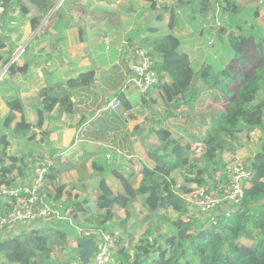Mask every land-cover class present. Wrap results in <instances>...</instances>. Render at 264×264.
<instances>
[{"label": "crops", "instance_id": "obj_1", "mask_svg": "<svg viewBox=\"0 0 264 264\" xmlns=\"http://www.w3.org/2000/svg\"><path fill=\"white\" fill-rule=\"evenodd\" d=\"M9 1L6 13L0 17V21L3 22V25L0 24V35L7 41L3 55L10 60L16 56V60L11 65L25 66L26 70L11 71L10 65L0 61V119L9 114L10 108L7 102L11 98H19L24 108L23 113L15 112L17 118L11 129L4 128L2 124L0 129L6 130L5 134H9L8 142H12L13 148L17 142L19 145H24L25 140H28L31 135H37V139L42 138V148L49 155L39 160V164L34 165L36 161L32 155L31 159L35 162L29 165L26 158L24 160L28 153L15 154V156L21 157V163L25 169L32 171L29 172L33 175L32 178L30 177L31 181L36 173L33 170L37 166L41 165L38 167L40 168L48 165V174L52 173V179H46L41 189L45 202L56 206L62 204L81 227H95L97 226L95 220L103 221L105 215V210L97 207L100 193L98 185L102 175L115 194L124 191L122 182L113 173L115 169L125 175L132 174V181L137 188L143 178L144 164L154 165L148 157V146L158 143L154 129H148L146 123L147 121L148 124L153 123L152 128L157 129L159 126H154L159 124L156 120L169 119L163 110L164 106L169 105L165 104L164 94L159 85L146 96L136 91L126 93L120 91L129 72L130 46H141L148 37L151 40L159 34L171 32L181 39V47L187 48L185 51L190 56L195 72L200 71L202 64L198 69L194 67L195 53L191 47L189 50L188 45L183 43L180 33L185 35V31L178 28L180 19L177 5L171 6L177 11L174 15L175 27L172 30L168 27L170 12L166 21L168 31L161 32L159 24L164 21L165 13L159 15L156 10L157 5L152 7L151 0H62L59 4V0H49L55 3L53 7L58 4L56 9L47 18L52 7L39 26L34 29L32 17L41 16L39 9L29 0ZM195 1L197 5L187 0L185 6L193 3L191 7L194 12L193 18H204L207 11L201 9L202 0ZM234 1L239 13L238 17L246 18V22L250 23V17L256 14V22L264 25V0ZM213 4V0H209L206 5L210 7ZM217 7L223 12L226 7L224 0L222 3L217 2ZM58 10L60 13L63 11V19L55 16ZM182 11L186 14L187 10ZM222 12L225 20L227 14L223 15ZM53 13L55 17L51 18ZM162 14L163 17L159 18ZM216 19H221V16L219 15ZM181 23L184 24L183 21ZM227 23L225 26L228 31L219 33L221 44H216V49H219L221 54L225 51L227 56L231 57L233 55L231 51L221 48L222 44H229L228 35L232 29ZM90 69L95 71L94 81L87 86L72 89L75 111L66 113L57 106L47 115L43 126L36 127L38 112L43 106L41 91L57 85L64 86L68 79ZM198 80L194 83L197 84L195 88L198 91L205 90L202 80L200 78ZM164 81L169 82L170 78L165 77ZM115 97H120L122 104L117 109H111L108 105ZM196 109L199 110V104L196 105ZM23 114L33 126L31 134L25 136L12 131L16 123L21 121ZM101 124L103 127H99ZM104 127H107L106 131ZM116 154H119V160L115 163ZM51 159L54 160L52 165H50ZM94 164L98 166V169H95ZM25 174L26 171L23 175L14 171L16 176L14 184L31 182L21 177ZM94 182L96 185L92 187ZM59 184L64 186L61 190L58 189ZM59 192L60 197L57 196ZM139 198L133 202L131 209H127L129 212L125 209L115 210L113 220L107 222V224L110 223V230L122 232L124 227L122 220L127 219L132 224L134 219L132 209L137 206ZM76 199L84 202L85 213L75 210L72 203ZM11 207L8 201L0 199V214ZM61 224L67 226L69 247L78 249V241L82 236L66 221H61ZM17 229L28 230L24 225L19 224L0 234V239L14 236L19 233ZM129 230L130 233L134 232ZM127 240L122 245L129 246L135 239L129 237ZM241 243L244 244L245 240H241ZM2 261L3 258L0 256V263ZM58 264L66 263L59 260Z\"/></svg>", "mask_w": 264, "mask_h": 264}, {"label": "trees", "instance_id": "obj_2", "mask_svg": "<svg viewBox=\"0 0 264 264\" xmlns=\"http://www.w3.org/2000/svg\"><path fill=\"white\" fill-rule=\"evenodd\" d=\"M29 1L41 12V16L32 17V26L35 29L55 3L49 0ZM151 1L152 7H155L157 1ZM224 1V10L228 12L227 18L230 20L228 26L232 29L228 35V43L235 52L238 65L247 61L253 66L249 75H242L230 66L217 69L212 64H205L199 72H195L189 54L181 51V39L171 32L159 34L151 40L148 37L141 43L143 48L150 49V53L158 57L157 68L162 79L158 87L163 91L165 104L169 105L167 117L173 118L179 111L182 113L185 110L189 115L197 110L196 105L202 100L205 101L208 96L212 103H216L214 105H218L223 96L226 107L217 110L211 107L208 111H198V124L206 127V130L202 133L203 137L195 136L190 142L177 138L169 127L155 129L153 132L158 143L150 144L147 149L148 157L154 165L144 164L143 178L137 188L132 181V174L125 175L115 169L113 173L122 182L124 189L122 193L115 194L102 175L98 185L100 193L97 207L105 210V215L98 228L110 230V223L107 222L113 220L115 210L131 209L138 197L143 198V205L150 212V216L154 212L163 220L164 223L159 224V227L167 228L165 235H158L152 241L149 239L152 229H149L145 233L146 238L141 239L135 247L133 260L129 248L120 245L121 238L115 255L116 260L120 258V264H264V97L259 96L264 86V25L256 22V14L250 17V23L246 22V18L238 17L234 0ZM208 2L209 0H202V10H207ZM9 3V0H3L6 8ZM168 8L171 12L168 27L172 30L176 25L174 15L177 11L171 6ZM54 15L55 13L51 18L64 17L63 11L60 13V10ZM162 17L163 14L159 16ZM6 46V38L0 35V61L8 64L10 58L3 55ZM9 70L24 72L26 67L10 65ZM165 77H169L170 81L165 82ZM198 77L202 80L205 90L198 91L194 87L195 78ZM94 78L95 71L90 69L68 79L64 86L44 88L41 91L43 106L39 109L36 127H42L47 115L57 106L66 113H73L75 102L72 100V89L87 86ZM7 104L10 111L2 119V125L11 129L17 118L15 112L23 113L24 105L19 98L9 99ZM32 127L23 114L21 121L16 123L12 131L25 136L31 133ZM257 128L263 131L261 148L251 160L253 178L245 188L242 203L228 216L221 217L217 226L201 227L191 219H184L189 213V207L182 195L193 190L190 184L205 185L213 174L223 169V154L236 152V146L229 139L235 140L238 133L244 130L251 133ZM182 130L188 133L186 127ZM8 138L6 134L0 137L3 146L0 153V183L14 184V171L23 175L26 169L23 164L19 165L21 157L7 154ZM198 139L202 140L206 147L204 164L199 163L201 159L193 157L192 142ZM8 159L11 161L9 164ZM94 166L98 169L96 164ZM180 168H185L188 176L185 177L184 184L178 186L175 173ZM46 179H52V173H49ZM63 187L61 185L58 189ZM57 196L60 197L61 193ZM72 204L76 211L85 213L84 202L76 199ZM170 211L176 214L172 216ZM122 222L125 226L127 219ZM68 235L67 229L42 226L29 233L25 231L17 236L0 239V256L3 257L0 264H56L51 254L57 248L68 247ZM242 239L249 240L252 244H242ZM77 248L81 255L82 248Z\"/></svg>", "mask_w": 264, "mask_h": 264}, {"label": "rangeland", "instance_id": "obj_3", "mask_svg": "<svg viewBox=\"0 0 264 264\" xmlns=\"http://www.w3.org/2000/svg\"><path fill=\"white\" fill-rule=\"evenodd\" d=\"M156 1H157L156 10L158 11L157 13H159V15L163 12L165 13L164 21L162 22V24H159L161 32H163V31L167 32L168 31V27L166 24V21L168 20V17L170 16V10L168 7H170L172 5H177L178 17L180 19L179 20L180 23L178 25L179 26L178 28L181 31H185V35H183L182 33H180V35L183 38V43L188 45L189 50L191 47L193 49L192 51L195 53V58H194L193 63H195L194 67H196V69H198L199 66H201V64H202V66L205 64H212L217 69H222V68H225L227 66L228 67L230 66L233 70H237L242 75H249L252 72L253 66L251 64H249V62L244 61L240 65H238L236 63L237 59L235 58V52L229 44L228 45L222 44L223 46H221V48H222V50L231 51L233 53V55L231 57H228L225 51L221 54L219 52V49H216V44H221V42L219 41V40H221V39H219V33L220 32L226 33L228 30L225 26L226 25L225 23L230 22V20H227V17H225V20H226V22H225L222 14H221L222 10L219 11L218 7H217V2L222 3L223 0H213V2H214L213 6H210L208 8L206 7L207 12H206V15L203 16L204 18L201 17V18H196V19L193 18L192 13H194V12L191 9L193 3H191L189 6H188V4L185 6V3H187V0H156ZM192 2H194L195 5H197L195 0ZM158 4H159V6H158ZM151 5H152V3H151ZM225 5H226V3H225ZM184 9L187 10L186 14L184 13V11H182ZM219 12H220V14H219ZM222 13H223V15H225V14L228 15V12H226L224 9H223ZM219 15L221 16V19H216L219 17ZM182 21L184 22V24L181 23ZM177 31H178V29H177ZM224 36H225V34H224ZM223 40L224 39L222 38V41ZM190 41H191V43H190ZM181 45H182V43H181ZM186 49H187L186 47H181V51L186 52L185 51ZM198 79H199V77H198ZM198 79H196L197 82L199 81ZM236 85H238V81H236ZM194 87H197V84H195ZM259 96H261L260 98L264 97V86L262 87ZM217 104L218 105H214L211 101V98H207L205 101L202 100L199 103V110H194V111H192L193 113L191 112V113H189V115L187 113H185V112H187L186 110L183 111L182 113H181V111H179L178 114H176V115L181 117V118L174 116L173 118H169V119L167 118L168 119L167 121H163V120L158 119V120H156V123H159V124L158 125L156 124L154 126L169 127L177 138H179V139L183 138L187 142L193 141L195 136L200 135L201 137H203L204 135L202 136V133L205 132L204 130H206V127H204L201 124H198L200 122V120L198 118V116L200 115V112H198V111H208V109L211 107H215L216 110L218 108L222 109L223 107H226L225 98L223 96H221V99ZM167 109H168V107L164 106L163 110L165 111L166 114H167V112H166ZM137 111H138V109H137ZM185 115L186 116L188 115V116L185 117ZM0 124H2L1 119H0ZM146 126L150 130L151 129L155 130V128H152L153 123L148 124V121H147ZM99 127H103V125L101 124ZM185 127L188 129L187 134L184 133L182 130V129H185ZM106 129H107V127H104V131H106ZM189 132H190V134H189ZM5 133H6V130L4 131L1 128L0 129V137H1V135L5 134ZM237 136H238V138L235 140L229 139V141H231V143L236 146V148H237L236 152L230 151L229 153L227 152V153L223 154L224 166H222L221 168H225V166L228 164L229 161H233L236 158L243 159L250 166L251 160L254 158L255 154L260 150L261 139L263 136L262 129L257 128L251 133H248L246 130H244V131L238 133ZM8 137H10V136H8ZM41 139L42 138L37 139V135H34V136L31 135L30 137H28V140L27 139L25 140L26 143L24 145H19L17 142V145L14 146V148L12 147V142H9V147L7 148V154L10 153L9 156H11V155L14 156L15 154L24 155L25 153H28V155H26V157H24V160L26 158L29 165L34 163L35 161L36 162L34 163V165L39 164L38 163L39 160H43L44 158H47V155H49L42 148L41 144L43 141ZM18 140L20 141L21 139H18ZM199 142H202V140L198 139V140H195L194 142H192V148L195 147L197 149V151L194 150L193 157L201 159L199 163L204 164L203 163V156H204L206 147L200 146ZM2 147L3 146L1 143V139H0V153L3 151ZM201 147H203V148L201 149ZM32 155H33L35 161L31 159ZM50 161L53 164L54 160L51 159ZM7 163L9 164V163H11V161L8 159ZM45 163H47V162H45ZM19 165H22V163H19ZM39 166H41V165H39ZM39 166H37L33 170L34 173ZM25 171L27 174V175L25 174L26 177H25V175L21 176V177H23L24 179H26L28 181H31V178H30L31 174H29V172L31 173L32 171H30L28 169H26ZM175 174H177L176 179H177L178 183L183 185L185 182V180H184L185 177L188 176V174L186 173V169L180 168L176 171ZM95 185H96V183L94 182L92 184V187ZM193 185L194 184H190V187L193 188ZM59 186H60V184L58 185V187ZM2 200H6L12 205V203L10 202L9 199L2 198ZM137 202H138L137 206H135L134 209H132L133 210V217H134L133 222H132V224H130L127 221L126 225L123 227V231H122L123 237H121L122 240H121V244H120V245H122V243H125L127 238L134 237L135 240L134 241L132 240L131 243L129 244V246L125 245V247L129 248L128 250H129V253L131 255L132 260L134 258V254H135V247L137 245H139L141 239L146 238L145 233L149 229H152V233L149 236V238L151 237L152 239L158 237V235H161V234L165 235L167 233L166 227H159V224L164 223L163 220L159 219L158 216H156V214H152L150 216V212L143 205V198L140 197ZM60 206L62 207L63 210H66V208L62 204H60ZM143 206H144V209H143ZM137 207L139 209L136 210ZM132 210L130 212H132ZM162 213H165V212H162ZM169 214L174 216L176 213L174 211H170ZM184 219H186V220L191 219L192 221H194L195 223H197L201 227L211 226L210 222H209V218L206 215H204L201 211H199L198 209H196V208L193 209V207L192 208L189 207V213L186 217H184ZM95 222L98 226L99 219L95 220ZM50 224L52 226L56 225L55 227L61 228L62 230L67 229V226L65 224H61V222H59V221H44L42 223L35 224L34 227H35V229H39L43 225H50ZM96 224H93V225H96ZM139 224H140V227L138 228ZM157 227L160 229L158 230ZM129 229H131L134 232L130 233ZM31 231H33V230H31V228H30V231H27V232L29 233ZM17 232H19V233H17ZM17 232H16L17 234H15L14 236L20 235L21 233H23L25 231H23L21 229H17ZM242 240H245V239H242ZM67 242H68L67 248H64V247L63 248H57L55 251L52 252L51 255H52L54 261H56L55 263L58 264L59 260H61V261H63V263H66V264H83L82 261H80L79 250L76 248L71 249L69 247L70 246L69 237L67 238ZM251 243H252L251 241L245 240L244 244H251ZM116 261H117V264H120V258L119 257L117 258ZM17 264H19V263H17Z\"/></svg>", "mask_w": 264, "mask_h": 264}, {"label": "built area", "instance_id": "obj_4", "mask_svg": "<svg viewBox=\"0 0 264 264\" xmlns=\"http://www.w3.org/2000/svg\"><path fill=\"white\" fill-rule=\"evenodd\" d=\"M5 13L6 7L3 0H0V17ZM0 24L3 25V22L0 21ZM15 60L16 58L11 64ZM157 63L158 57L151 54L150 49L131 45L128 54L129 72L120 91H136L141 95H148L162 82ZM121 104L122 99L115 97L108 107L117 109ZM199 145L205 146L202 142H199ZM193 149L197 151L195 147ZM48 172L49 166H43L36 170L32 183L0 185V199H9L12 203L10 209L0 214V234L19 224L24 225L28 229L26 231H30V228L35 229V224L44 221H66L74 226L82 237L93 238L99 245V250L88 261L81 260L83 264H116L115 255L122 232L106 231L97 226L83 228L74 221L69 210L45 202L41 189ZM252 178L253 171L249 164L241 158H236L229 161L225 168L218 170L205 185L194 184L193 188L191 187L193 190L182 196L186 198L188 207L198 209L209 218L211 226H217L221 217L228 216L242 203L245 188L250 185ZM149 239L152 241L151 237Z\"/></svg>", "mask_w": 264, "mask_h": 264}, {"label": "water", "instance_id": "obj_5", "mask_svg": "<svg viewBox=\"0 0 264 264\" xmlns=\"http://www.w3.org/2000/svg\"><path fill=\"white\" fill-rule=\"evenodd\" d=\"M62 0L58 1V4L61 2ZM56 4L52 10L50 11V13L48 14L47 18L51 15V13L56 9L57 5ZM16 56H14L10 62L8 63V65H11V61L13 59H15ZM119 160V154H116L115 156V163L118 162ZM154 214V212H153ZM78 245L82 248V252H81V260L86 262L88 261L92 255L97 252L99 250V245L95 242V240L93 238L90 237H81L78 241Z\"/></svg>", "mask_w": 264, "mask_h": 264}]
</instances>
